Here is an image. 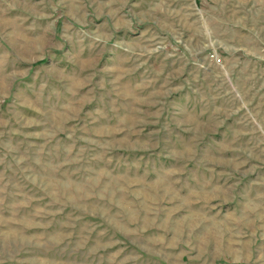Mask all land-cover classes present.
Segmentation results:
<instances>
[{
  "label": "rangeland",
  "instance_id": "374dc122",
  "mask_svg": "<svg viewBox=\"0 0 264 264\" xmlns=\"http://www.w3.org/2000/svg\"><path fill=\"white\" fill-rule=\"evenodd\" d=\"M0 264H264V0H0Z\"/></svg>",
  "mask_w": 264,
  "mask_h": 264
},
{
  "label": "built area",
  "instance_id": "2783aa9c",
  "mask_svg": "<svg viewBox=\"0 0 264 264\" xmlns=\"http://www.w3.org/2000/svg\"><path fill=\"white\" fill-rule=\"evenodd\" d=\"M210 59H214V60H215V59H216L215 54H211V55H210Z\"/></svg>",
  "mask_w": 264,
  "mask_h": 264
}]
</instances>
